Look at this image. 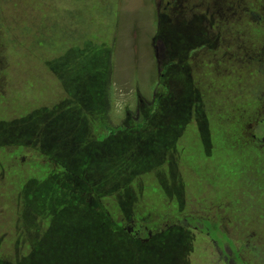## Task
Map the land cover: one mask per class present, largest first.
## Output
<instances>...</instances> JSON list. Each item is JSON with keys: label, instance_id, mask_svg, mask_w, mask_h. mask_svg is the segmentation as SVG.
<instances>
[{"label": "rangeland", "instance_id": "obj_1", "mask_svg": "<svg viewBox=\"0 0 264 264\" xmlns=\"http://www.w3.org/2000/svg\"><path fill=\"white\" fill-rule=\"evenodd\" d=\"M53 113L96 148L97 134L124 130L107 139L113 156L92 157L83 140L82 184L62 195L44 186L58 155L37 148ZM91 208L128 234L133 264H226L182 226L188 216L217 222L243 260L264 264V0H0V263L52 236L57 249L61 235L45 232L60 221L87 243ZM108 250L86 249L124 264ZM46 251L39 264L63 263Z\"/></svg>", "mask_w": 264, "mask_h": 264}, {"label": "trees", "instance_id": "obj_2", "mask_svg": "<svg viewBox=\"0 0 264 264\" xmlns=\"http://www.w3.org/2000/svg\"><path fill=\"white\" fill-rule=\"evenodd\" d=\"M252 18L257 22H260V20H258L255 16ZM164 70H165V68H163L162 72H164ZM205 109H207V108H205ZM151 110L154 112V110L152 109V106L150 108V111ZM51 116H52V118L49 117L47 114L43 118L44 121L47 120L48 122L53 124V126L50 127L52 129V131L50 128H48V130H47L48 135L47 136H45V135L40 136L42 139H47L46 140V146H42V145L38 144L37 148H38V150L43 151V153H44V151H46V153L49 155L52 153H55L58 155L52 161H50V162H52L51 164H48V167H49L48 171H49V173H52L53 176H49V177H46L44 179V180H46L45 181L46 185H44V186L46 188V191H48V192L52 191V192H50L52 194L58 192V194L62 195L64 192H66L65 189L68 191L67 182L69 184H71L70 186H72V187L75 186L76 183L79 185L82 184V179H80L79 176H82L83 172L87 169H86V166L84 165V160L83 159L80 160L79 154L77 153V150L80 149L81 148L80 146L83 144V140H84L83 135L85 133L79 134V132H76V136L78 135L77 137L76 136L74 137V135H75L74 132L63 133V131L69 126V124L67 123V120H70L69 114L63 115V117L61 119L54 117V114H52ZM31 118H32L31 114H28L24 119L29 120ZM38 119H40V118L38 117ZM38 119H37V121H38ZM207 123H211V126L213 127L211 120H208ZM37 124H38V122H37ZM256 124H259V122ZM122 129H123V127L120 125L118 127L110 128L109 131L106 133L97 134V135H100V140H101V142L99 144L100 145L99 148L92 146V143H93L92 140L94 138H93V136L91 137L90 134L87 135L86 138L88 137L91 140L89 141V143L86 146L82 147L81 150H83V152H86V153L91 152L92 157H101V156L105 155L104 153L106 152L107 148L110 147L108 154L105 156L115 155L116 151L114 149L113 143H111V146H110L107 139H108L110 134H113L117 131H124ZM215 129H216V127H215ZM7 130H8L7 132H9V128ZM205 130H206V133L203 132V134L205 135L204 138H208V132L212 131V128L210 127V128L205 129ZM231 130H234V129H231ZM36 131H38V130H36ZM230 131H228V132H230ZM218 133L219 132H217V134ZM215 134H216V132H215ZM29 135L31 136L32 134L30 132H25L24 135L20 136V140H22L21 139L22 137L30 138ZM206 135H207V137H206ZM257 136H259V134H257ZM70 137H74V138L71 139ZM13 139H14V137H13ZM209 139L212 140L213 137L210 136ZM28 140H30V139H28ZM34 143H35V141H34ZM77 144L79 145V147L77 146ZM101 151H102V154H100ZM111 151H113V152H111ZM74 153H75V155H74ZM112 159L114 160L117 158H112ZM115 165H116L115 167H118V168L121 167V165L119 163H115ZM113 181L114 180H112V182ZM49 183L52 184V186L54 188H52L51 185H49ZM96 191H94V192H96ZM66 193H68V192H66ZM96 193H98V192H96ZM77 195L79 197L78 193H77ZM91 209H92L93 215L91 213L87 214L88 218L85 220L88 224H92L95 228V230L92 232V234L89 238L90 242L87 241V243L79 244L78 243L79 239H77V238L73 241V237L71 238L70 235L68 237V234H69L70 229H72L73 231L75 230L76 225H75V227L72 224L70 226L69 225L65 226L60 221V224L57 227L54 224L49 225L48 230L45 232V238L49 237L52 234V232H54L55 230L58 231V235H61V240L58 238L59 247L57 249L55 247L53 250L51 249L52 246H50V243H51V240L53 237L52 236L48 239H45L44 241H41L39 244L35 245L34 247H32V251L30 254V255H32V257L27 256L23 260H17L16 264H39L36 260L37 259L36 256H34V255H36L39 252L41 255V258L43 259L44 257H46V255H48L46 250H51V251H49L52 254L51 256L57 254L59 256V258H61L63 260L62 264H83L85 262H86V264H98V263L94 262L95 260H98V257H96V256L90 257L89 253H91V252L86 251L87 246H89L91 244H98L100 248L104 245L107 246V248H109L107 253L108 254H114V256H112V257L108 256V255H105V256L108 257L109 259H112L113 257L116 256L115 262L120 263V261H121L124 264H133V261H131L132 259L130 258L132 256V253L128 252L129 250L130 251L133 250V249H131V248H133V246L131 244H124L123 245L121 243H125V242L120 241L123 237L125 239V237H127L128 234H124L122 232V230H120V233L117 232L118 236H120V237H116L114 235V232L116 230V227H118V226L113 225V224H108V226H109V228H108L105 225L111 219L106 218L105 220H103V218H102L103 215L99 216V213H96L93 208H91ZM62 210H63V208H62ZM183 222L184 221H182V223H181L182 226L190 227V228L194 227L195 230L203 233L210 240H212L215 243L216 247L218 248L220 256L222 258L223 257L225 258L224 260H225L226 264H247L239 256V249L236 248L233 241L219 227V224L217 222H212L207 218H196V217H191V216L186 217L185 222L184 223ZM51 223H52V221H51ZM73 223H75V222L73 221ZM134 231L132 234L136 236V233H134ZM94 240H95V243H94ZM75 245L77 247L76 250L74 249ZM119 246H121V248ZM117 247H119V249ZM135 253H136V251H135ZM93 255H95V254H93ZM66 256H68V257L66 258ZM85 257H86V260L84 261ZM88 257H89V259H87ZM141 260H142V258H141ZM0 264H4V263H0ZM41 264H44V263H41Z\"/></svg>", "mask_w": 264, "mask_h": 264}, {"label": "flooded vegetation", "instance_id": "obj_3", "mask_svg": "<svg viewBox=\"0 0 264 264\" xmlns=\"http://www.w3.org/2000/svg\"><path fill=\"white\" fill-rule=\"evenodd\" d=\"M54 114V113H53ZM50 117H52L51 115H50ZM54 117H56L57 118V115H55L54 114ZM82 126V125H81ZM79 129V128H78ZM79 130H83V132L85 133L84 135H83V138L84 139H89L88 137L86 138V136H87V134L89 133V131H87V128H83V126L79 129ZM75 134V133H74ZM90 134V133H89ZM250 134H252L253 135V137H255V139L256 138H258V136H257V134L256 133H254V132H251ZM256 134V135H255ZM91 135V134H90ZM91 136H93V135H91ZM71 139H73L74 137H70ZM259 144H261V143H259ZM100 154H102V151H101V153ZM211 221V220H210ZM213 222V221H212ZM220 227V226H219ZM239 256H240V254H239ZM221 257V256H220ZM222 258V257H221ZM223 259V258H222ZM243 260V259H242ZM244 262L245 263H247V264H249L248 262H246L245 260H244Z\"/></svg>", "mask_w": 264, "mask_h": 264}]
</instances>
